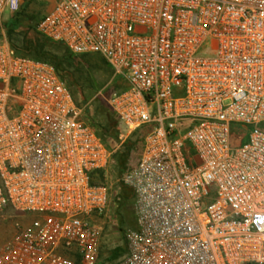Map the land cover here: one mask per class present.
<instances>
[{"label":"built area","instance_id":"obj_1","mask_svg":"<svg viewBox=\"0 0 264 264\" xmlns=\"http://www.w3.org/2000/svg\"><path fill=\"white\" fill-rule=\"evenodd\" d=\"M31 2L38 33L121 80L117 148L140 138L112 191L117 148L51 63L0 40V214L32 216L0 264H97L121 185L119 264H264V0H0V17Z\"/></svg>","mask_w":264,"mask_h":264},{"label":"rangeland","instance_id":"obj_2","mask_svg":"<svg viewBox=\"0 0 264 264\" xmlns=\"http://www.w3.org/2000/svg\"><path fill=\"white\" fill-rule=\"evenodd\" d=\"M43 8L38 3H27L19 12L23 15L21 22V33L14 35V39L22 42L25 35H30L33 28L39 20ZM13 14L6 11L0 17V40L6 36L3 23ZM28 33V34H27ZM51 53L64 59L65 67L72 75V80L67 79L69 87L77 100L85 105V111L91 122L98 125H108L115 115L109 106V83L117 85L119 79L114 78V71L106 60L98 54H73L65 46L50 44ZM121 83V80L119 81ZM133 135L127 140L133 150L126 158L127 162L123 165V172L131 167L137 160L139 136ZM111 145L117 148L116 140H110ZM116 151H123L119 146ZM122 155L114 156L104 173L103 181L115 191L119 184V179L123 172L118 171V165L122 161ZM32 219V216H22L21 212L7 210L0 214V248L11 241L16 230L15 223L26 224ZM135 225V212L133 201H127L121 207L111 204L108 211V217L103 224V235L101 242V251L97 264H119L126 248L125 231L127 228Z\"/></svg>","mask_w":264,"mask_h":264},{"label":"trees","instance_id":"obj_3","mask_svg":"<svg viewBox=\"0 0 264 264\" xmlns=\"http://www.w3.org/2000/svg\"><path fill=\"white\" fill-rule=\"evenodd\" d=\"M23 14L21 12H16L14 13L9 19H7L3 23V27L5 29V34L8 42L10 45L16 50L17 53L22 54V55H27L32 58L38 59V60H43L51 63L59 76L63 79L66 80L67 84L69 82L67 79L72 80V75L71 73L67 70L65 67L64 59H60L56 56H54L50 49L49 45L52 44H58V45H63L59 42L52 41L40 33L37 32L36 28L34 27L33 32L30 35H25V39H23L22 42H19V40L14 39V35L21 33L20 28H21V22H22V16ZM28 34V33H27ZM64 46V45H63ZM67 78V79H66ZM96 128L98 129V134L99 136L106 142L108 140H116L118 138V130L116 127V117L114 119H111L108 125H98L94 122H92ZM123 150L125 149V153H122L123 151H116L113 155L114 156H119L122 155V161L118 165V171L123 172V165L126 164L127 160L126 158L130 156L129 154L133 150V146L129 145L126 142L122 145ZM100 177L103 178V172H100ZM119 198V205L118 207H121L123 204H125L127 201H133V192L131 188H129L126 185H121L120 187V192L118 194Z\"/></svg>","mask_w":264,"mask_h":264},{"label":"crops","instance_id":"obj_4","mask_svg":"<svg viewBox=\"0 0 264 264\" xmlns=\"http://www.w3.org/2000/svg\"><path fill=\"white\" fill-rule=\"evenodd\" d=\"M47 3V6H51L53 3V0H44Z\"/></svg>","mask_w":264,"mask_h":264}]
</instances>
